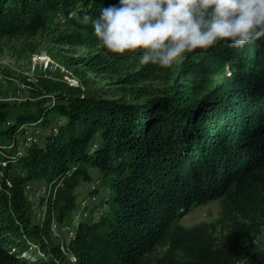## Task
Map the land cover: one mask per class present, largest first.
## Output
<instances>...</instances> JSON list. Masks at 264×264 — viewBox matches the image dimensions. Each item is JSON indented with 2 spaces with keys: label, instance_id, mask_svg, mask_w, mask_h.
Returning <instances> with one entry per match:
<instances>
[{
  "label": "trees",
  "instance_id": "1",
  "mask_svg": "<svg viewBox=\"0 0 264 264\" xmlns=\"http://www.w3.org/2000/svg\"><path fill=\"white\" fill-rule=\"evenodd\" d=\"M117 2L0 0V41L50 30L57 43L96 48L76 61L92 72L118 76V83L153 79L158 65L109 53L91 20L78 22ZM58 18L64 19L61 27ZM186 54L199 72L219 73L238 57L257 63L264 37L243 49L221 41ZM245 68L204 95L176 84L135 103L118 100L114 90L109 97L63 94L53 105L23 103L19 110L0 102V264H148L161 243L183 245L189 232L177 222L193 205L222 199L225 207L250 208L264 202V71L247 74ZM37 123L42 134L22 153L17 145L24 125ZM40 179L51 188L39 223L26 188ZM92 180L97 189H108L107 211L74 226L76 192ZM54 219L72 228L69 240L54 243ZM27 240L44 256L23 255ZM200 264L217 262L207 257Z\"/></svg>",
  "mask_w": 264,
  "mask_h": 264
},
{
  "label": "rangeland",
  "instance_id": "2",
  "mask_svg": "<svg viewBox=\"0 0 264 264\" xmlns=\"http://www.w3.org/2000/svg\"><path fill=\"white\" fill-rule=\"evenodd\" d=\"M63 21V18L57 19L59 27L64 25ZM95 50L57 43L50 30L40 31L35 36L3 38L0 41V102L19 110L23 103L43 101L44 106L53 105L57 96L63 94L109 97L106 93L114 90L118 100L135 103L163 95L176 84L190 86L195 94L204 95L243 67L247 74L264 71V56L258 58L257 63L248 57H238L227 63L222 72L206 74L196 70L191 64L195 58L185 53L183 59L171 67L158 66L153 79L136 84L118 83V76L100 75L77 64L78 58ZM129 56L139 59L138 55ZM56 120L65 121L64 118ZM23 132L17 145L22 153L26 150V137L39 139L41 125L25 124ZM91 174L98 177L96 170ZM93 181L85 182L76 192L75 203L79 210L74 213L77 218L74 226L86 218L83 215L86 212V220L93 221L107 211L108 189H92ZM50 188L46 179L31 182L26 188L34 204V219L39 223L43 221ZM53 223H56L51 228L55 244L59 243L57 238L69 240L73 236L71 227L62 226L57 219ZM177 225L189 232L183 245L175 248L168 240L161 243L148 256V264H200L207 257L217 264H264V202L250 208L225 207L222 199L195 204L180 216ZM23 244V255L32 259L44 256L30 241Z\"/></svg>",
  "mask_w": 264,
  "mask_h": 264
},
{
  "label": "clouds",
  "instance_id": "3",
  "mask_svg": "<svg viewBox=\"0 0 264 264\" xmlns=\"http://www.w3.org/2000/svg\"><path fill=\"white\" fill-rule=\"evenodd\" d=\"M90 20L109 53L167 68L221 41L243 49L264 37V0H118L78 22Z\"/></svg>",
  "mask_w": 264,
  "mask_h": 264
},
{
  "label": "built area",
  "instance_id": "4",
  "mask_svg": "<svg viewBox=\"0 0 264 264\" xmlns=\"http://www.w3.org/2000/svg\"><path fill=\"white\" fill-rule=\"evenodd\" d=\"M25 140H26L25 144L28 146L32 141H35L36 139H35L34 137H32V136H29V137H26ZM92 183H93V185H91V188H92V189H96V188L98 187V183H97V181H94V182H92ZM83 215H84L85 217H88L87 212L84 213ZM52 226L55 227V226H56V223H52ZM71 231H72V230H71ZM71 233H73V232H71Z\"/></svg>",
  "mask_w": 264,
  "mask_h": 264
}]
</instances>
